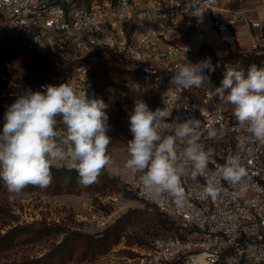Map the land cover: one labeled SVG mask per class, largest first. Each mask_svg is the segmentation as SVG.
Masks as SVG:
<instances>
[{
  "label": "built area",
  "instance_id": "obj_1",
  "mask_svg": "<svg viewBox=\"0 0 264 264\" xmlns=\"http://www.w3.org/2000/svg\"><path fill=\"white\" fill-rule=\"evenodd\" d=\"M243 14L240 9H219L213 0H0V31L24 34L29 40L27 55H49L68 62L91 59L101 52L112 54L134 66L144 87L159 92L157 108L171 112L169 123L196 118L202 129L217 130L216 139H208L206 132L201 138L211 154L208 176L193 180L191 166L185 167L181 205L169 195L156 199L147 194L139 174L132 181L138 200L173 219L180 234L130 248L134 256L122 257L129 264H264V144L239 128L232 107L212 94L220 82L208 69L203 73L208 80L200 87L180 89L170 83L187 61H210L214 69L218 65V58L196 55L179 44L178 37L209 25L239 40L232 32ZM250 26L261 32L252 35L251 48L258 50L264 27L259 21H251ZM255 65L264 67V62ZM223 67L247 70L240 61H225ZM80 72L67 79L46 77L27 88L13 60H7L0 64V100L15 101L28 89L43 91L42 85L68 83L77 91L85 90L90 98H102L109 105L107 114L124 109L129 117L132 109L119 104L121 96L113 86L102 93ZM107 134L112 135L111 128ZM229 155L240 158L246 177L237 185L220 180L219 195L206 196L208 177ZM64 164L68 163L53 166Z\"/></svg>",
  "mask_w": 264,
  "mask_h": 264
},
{
  "label": "clouds",
  "instance_id": "obj_2",
  "mask_svg": "<svg viewBox=\"0 0 264 264\" xmlns=\"http://www.w3.org/2000/svg\"><path fill=\"white\" fill-rule=\"evenodd\" d=\"M204 69L215 70L210 61H187L178 67L170 83L180 89L200 87L208 80ZM126 87L134 93L146 90L131 80ZM41 88L43 91H24L4 113L0 180L10 193H20L28 186L45 189L52 182L53 165L67 162L78 173L81 186L96 183L112 162L108 153L112 142L107 134L109 105L68 83ZM212 94L232 107L239 128L264 144V67L252 64L246 71L227 68ZM170 115L165 108L150 110L140 98L134 101L128 117L132 139L127 141L124 168L139 174V183L147 194L156 199L169 195L179 206L185 199L181 183L185 167L191 166L193 180L208 176L211 154L201 138L206 132L207 138L214 140L217 130L202 129L196 118L169 123ZM58 126H62V133ZM246 175L240 158L229 155L208 177L204 194L216 198L220 180L237 185Z\"/></svg>",
  "mask_w": 264,
  "mask_h": 264
},
{
  "label": "rangeland",
  "instance_id": "obj_3",
  "mask_svg": "<svg viewBox=\"0 0 264 264\" xmlns=\"http://www.w3.org/2000/svg\"><path fill=\"white\" fill-rule=\"evenodd\" d=\"M200 47L199 45L194 49L198 50ZM26 52H8L5 55L13 60L19 80L24 84L26 80L31 81L29 85L25 84L27 88L46 77L70 78L81 70L80 73L87 82L100 92L105 93L109 86H113L121 96L120 105L133 109L137 98L147 103L149 108L156 105L154 91L142 86L145 91L133 94L126 87L129 80L139 84V74L135 73L138 71L133 65L112 54L101 52L91 59L79 58L61 62L49 55H27ZM227 56L217 59L216 73L208 71V74L218 81L224 69L223 63L237 61L225 60ZM205 58L209 59L211 55ZM13 102L0 100V131L3 128L4 113ZM108 117V124L112 129L110 136L112 142L108 153L112 162L103 170L107 175L106 181H97L90 185V188L76 194L56 195L53 184H50L48 189L28 186L20 193H10L0 180V237L18 226L42 223L58 226L67 231L54 238L47 237L31 242L23 241L22 236L12 247L0 252V264L43 257L58 246L67 237V233L99 236L117 224H125L126 231L121 241L107 255L90 261L84 260L78 251L72 259L65 258L66 264H129L122 257L134 256L130 248L146 247L160 236L180 234L179 227L173 219L155 208L143 205L132 190V181L138 174H132L124 168V161L128 158L127 141L132 139L126 111L121 109L119 113H109ZM58 127L63 129L62 126ZM64 165L53 168L75 170L70 164ZM160 219L166 222L164 228L158 223Z\"/></svg>",
  "mask_w": 264,
  "mask_h": 264
},
{
  "label": "trees",
  "instance_id": "obj_4",
  "mask_svg": "<svg viewBox=\"0 0 264 264\" xmlns=\"http://www.w3.org/2000/svg\"><path fill=\"white\" fill-rule=\"evenodd\" d=\"M231 2L233 9L237 10L240 3ZM29 40L24 34L15 33L8 29L0 31V64L7 60H11L5 53H22L27 51ZM4 52V53H3ZM223 60V59H222ZM225 60L240 61L245 68L252 64H260L264 62V54L253 52L251 54L230 53ZM207 70V69H206ZM224 71V69H223ZM136 74H139L135 72ZM223 72L220 76L219 82L222 80ZM66 78V77H65ZM139 84L143 86L141 76L138 75ZM67 79V78H66ZM31 81L26 80L25 84L29 85ZM97 89V88H96ZM100 91L99 89H97ZM134 94V92H133ZM132 94V96H133ZM130 95V97H132ZM159 92H155V107H158ZM154 107V108H155ZM53 179L51 184L55 187V194L62 193L76 194L90 188L89 186H81L78 182V173L76 170L56 169L52 167ZM105 171H102L98 178V182L107 180ZM48 189V188H46ZM159 225L164 228L166 222L159 220ZM126 231L125 224H117L106 233L99 236H93L85 233H67V237L58 245L55 246L48 254L40 258L30 259L26 258L18 263L7 264H66L65 258L72 259L79 251L84 260L94 261L102 256L107 255L116 244L121 241L124 232ZM67 231L58 226H51L42 224H33L30 226H18L9 231L6 235L0 237V252L9 249L13 246L18 238H23L25 242L39 241L43 238H54Z\"/></svg>",
  "mask_w": 264,
  "mask_h": 264
},
{
  "label": "crops",
  "instance_id": "obj_5",
  "mask_svg": "<svg viewBox=\"0 0 264 264\" xmlns=\"http://www.w3.org/2000/svg\"><path fill=\"white\" fill-rule=\"evenodd\" d=\"M213 2L219 9L235 10L231 5V2H235V0H213ZM237 2L240 3L238 9L242 10L244 14L238 21L232 35L235 34L239 40H232L230 34H220L209 25H206L199 31L193 30L190 34L181 35L177 38V42L202 57L210 54L212 58L217 57L220 59L230 53L237 52L264 54V48L262 47L264 41L260 42L258 50L251 48L252 35H259L261 32L250 26L251 21H259L264 27V0H238ZM199 45L201 47L195 50L194 48ZM58 131L62 133L63 129L58 127Z\"/></svg>",
  "mask_w": 264,
  "mask_h": 264
},
{
  "label": "bare ground",
  "instance_id": "obj_6",
  "mask_svg": "<svg viewBox=\"0 0 264 264\" xmlns=\"http://www.w3.org/2000/svg\"><path fill=\"white\" fill-rule=\"evenodd\" d=\"M198 262L202 263V259L199 258V259H198Z\"/></svg>",
  "mask_w": 264,
  "mask_h": 264
}]
</instances>
